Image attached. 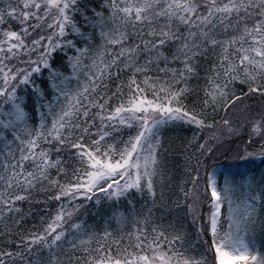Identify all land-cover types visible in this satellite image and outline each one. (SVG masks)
<instances>
[{
	"label": "snow or ice",
	"instance_id": "6c2138e0",
	"mask_svg": "<svg viewBox=\"0 0 264 264\" xmlns=\"http://www.w3.org/2000/svg\"><path fill=\"white\" fill-rule=\"evenodd\" d=\"M0 264H264V0H0Z\"/></svg>",
	"mask_w": 264,
	"mask_h": 264
},
{
	"label": "trees",
	"instance_id": "16d2710c",
	"mask_svg": "<svg viewBox=\"0 0 264 264\" xmlns=\"http://www.w3.org/2000/svg\"><path fill=\"white\" fill-rule=\"evenodd\" d=\"M186 133H184L183 131H176L173 130L172 132L168 133V135L174 136V137H183ZM178 143V141H177ZM224 163L225 165H243L242 163H240L239 161L233 160L229 157H227L226 155L221 157L218 161L219 164ZM257 165H259V160H257ZM249 167H251V165H249Z\"/></svg>",
	"mask_w": 264,
	"mask_h": 264
},
{
	"label": "rangeland",
	"instance_id": "374dc122",
	"mask_svg": "<svg viewBox=\"0 0 264 264\" xmlns=\"http://www.w3.org/2000/svg\"><path fill=\"white\" fill-rule=\"evenodd\" d=\"M242 169V168H241ZM233 170H235V168H233Z\"/></svg>",
	"mask_w": 264,
	"mask_h": 264
}]
</instances>
